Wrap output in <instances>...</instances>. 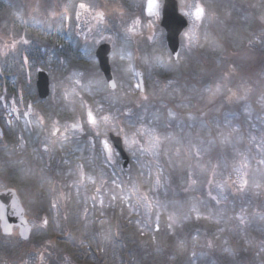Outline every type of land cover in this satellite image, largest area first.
<instances>
[{
    "label": "rangeland",
    "instance_id": "rangeland-1",
    "mask_svg": "<svg viewBox=\"0 0 264 264\" xmlns=\"http://www.w3.org/2000/svg\"><path fill=\"white\" fill-rule=\"evenodd\" d=\"M147 1L17 0V2H12L11 20L18 25L20 31L23 30L25 37L23 39L20 37L16 39L8 38L3 30L7 22L0 29V82L7 80L3 86H0V101L6 99L8 102V104H2L1 102L0 115L3 108H5L3 113L6 120L9 122L14 120L12 116L14 108L20 109V103L17 101L18 94L16 93L19 86L16 85L19 83L22 85L21 79L30 69L31 74L28 81L36 86L37 69L46 67L51 75V97L47 106L39 101L38 94L33 86H25L26 90L22 87L24 96V111H22H29L30 107L27 103L31 101L36 115L31 117V120L29 118V121L27 115L20 113L21 118L19 121L21 125L27 127L31 124L38 140L42 137L41 133L43 131H50L48 135L43 136L36 150L32 149L33 159L36 160L39 152L43 153L42 148L44 147L49 149L48 155L45 154L47 159L52 160L56 157V152L60 149L55 147V143L58 141L52 136L54 129H67L69 131L71 125L76 124L78 121L85 123L81 118H74V115L78 114V111H75V106L81 104L79 101L82 98L85 105H87L85 110L92 111L93 115L97 117L99 126L96 127V131L104 133L110 130L116 136H119L121 132L124 133L121 137L132 161V169L130 168L129 171L125 172L121 161H119V155L114 151L113 167L109 168V165L106 167L102 163L99 170H93L90 168V164L86 162L85 166L87 168L84 170V177H82L81 172L83 171L76 164L79 161L84 162L83 158L86 156V152L84 155L82 150L84 148L79 149L76 144H72L71 147L77 152L75 155H71L73 158L76 157L75 160L69 163L66 161L67 158H62L60 161L63 165L62 169L66 171L65 179H67V183L74 182L75 185H83L85 190H91L92 188L101 187V180H103L106 185L102 190H112L115 194L122 196L121 188L118 187V176L124 177L129 192L132 193L134 188L138 191L131 196V199L128 198L130 194L126 196L121 213L126 214L128 219L135 220L134 226L137 228V233L140 234V239L141 237H147L154 240L155 234L161 230L162 217L167 214L165 217L169 219L167 205H169L170 199L180 198L182 196L181 192H191V194L184 200V205L180 207V211L170 215L173 217L169 222L174 236L176 234L173 228L188 234L192 228L188 230L189 228L185 227L187 225L198 227L199 222L204 223L206 221L205 226L207 229L213 224L225 225L226 223L220 219L213 220L207 218L208 214L202 216L199 212L208 204L205 200L201 202L199 199H212L214 196L219 200V204L224 205V214L230 211L229 218L234 220L235 228H233L234 226L228 228L225 225V227L216 231L212 236L215 240L217 239V245L213 239L208 240L206 236L209 249L213 250L217 246L218 258L222 262L226 260V264H261V260H264V163H261L264 160V139H262L264 138V83L261 81L264 70V64H262L264 63V54L248 53L244 50L239 41V33L241 34L242 29L245 28V23H250L253 28L248 30L243 38L258 33L260 35L256 36L258 42L264 40V0H178L180 11H183V14L184 12L192 13L191 16H188L190 27L185 30L180 39L181 63H186V57L191 51L200 48L203 34L205 37L202 48L205 49L207 56L214 57L216 56L215 53H221L220 58L222 61H210V81L212 86L218 87V91L216 95L207 98L206 105L203 106V103H197L195 109L199 113L204 112V118H208L211 113L218 114L221 111L228 115L225 123L228 133L221 129L223 132L220 135L222 134L225 138L224 143L229 145V154L226 155L231 161V169L234 174L232 178H225L224 181L217 180L213 184L208 183L206 185L207 169L205 166H200V170L196 174L195 172L190 173L193 171L189 172L187 182H185V176L179 178L180 185L183 188L187 186L185 191H178L173 186L175 185L173 184L175 182L174 178L181 170L174 167L171 173H163L160 155H154L153 151L150 150L148 142L151 137L150 129H155L156 134L161 138L160 150H162V145L166 141L155 123L147 124L145 117L139 129L133 128L130 123H124L120 119L121 113L118 106L111 107L109 111L108 107L101 103L102 97L95 99L92 94V88L98 90L100 87L102 90L99 89L97 93L103 95L106 94L105 91L107 90V86L102 88L104 84L99 72L96 76L97 80L91 82L94 79L91 74H95L99 69L95 53L102 45L112 46L110 63L115 82L117 86L122 88L133 86L134 90L138 89L135 87L138 83L137 72H147L146 67L148 66L147 68L157 73V69L163 67L160 63V61H163L160 52L164 51V41H166L164 30L160 27L163 0H157L161 8L158 18L148 20L143 16ZM82 2L89 6L88 11L79 9L78 5ZM196 5H200L205 9L204 18L199 21L194 16ZM217 10H221L220 17L224 15L222 19L217 17ZM77 12L80 13V20H76ZM100 12L104 13L102 20L97 16ZM212 12L215 13L216 20L209 16ZM66 17H71V19ZM214 20L212 26L211 22ZM229 20H232L233 24ZM207 29L209 32H213L212 35L207 32ZM186 33L187 35H185ZM24 40H27L28 43L25 44ZM258 42H254V45L259 44ZM207 43L210 47L207 46ZM231 43L236 50L230 47ZM251 46H253L252 42ZM143 47L147 50L143 51ZM261 47H264V45L261 44ZM60 54H62V58L59 59L58 55ZM23 57L28 59L30 64L28 68L23 65ZM80 60H83V62ZM165 63L169 64V60H166ZM129 68L131 71H125ZM34 72L35 75H33ZM221 73L222 75L219 76ZM173 82L175 81H170L167 84L160 83V86H173ZM106 96L111 98L109 95ZM237 97H246V99L238 100ZM26 100L27 103H25ZM198 100L202 102L204 99L198 95ZM48 109L64 110V118L59 120L63 122L57 123L50 120L49 116L46 119L43 117L47 122L44 120L46 129H42L38 116L48 115ZM114 109L115 111H113ZM57 110H55L56 113L59 112ZM85 110L83 106L80 108L79 112L82 116L85 115ZM255 112L257 115L261 114V116L253 117ZM231 113L238 115L236 116L238 120L237 127L232 126L234 120L229 117ZM101 116H108V121L101 122ZM190 120H194V118L190 117ZM12 122L15 123V121ZM241 128H244L246 132L241 133ZM137 130L142 135L134 137L133 134ZM19 131L23 136V145L24 140H27L28 131L22 127L18 129L17 133ZM76 136V134L70 132L68 139H74ZM251 137H255V140L250 139ZM125 139H127V143H125ZM133 139H136L138 143H132ZM245 139L247 140L245 141ZM61 149H63V146ZM192 153L199 156L200 152L198 149H194ZM197 160H202V157L197 158ZM32 167L37 168L29 162L20 166L21 169L25 170H30ZM129 172L132 174L130 175ZM145 173L147 174L144 176ZM157 178H159L158 184L156 182ZM113 179L116 181H113ZM245 179L247 184L241 189L240 185ZM209 192H211V196H209ZM143 195H147L148 199L153 202L150 211L142 204H137V198ZM59 197L66 199L67 194L64 190L59 191ZM217 200L215 201L217 202ZM129 204H132L133 207L130 208ZM157 204H162L164 207H157ZM240 204L241 207L236 210ZM195 205L200 206V208L194 207ZM193 208L196 210L193 211ZM95 214L102 218L100 225L104 229L103 238L105 243H110L111 240L106 234L110 231V227L109 221L105 218V212L100 211ZM157 214H159L158 221L156 219ZM193 215L196 219H193ZM197 216H199V219H197ZM240 216L244 217L243 224L240 222ZM157 223L159 224V230L156 228ZM152 225H154L153 234L146 230L150 229ZM226 231L240 237L239 243L243 245L241 254L246 259L243 258L244 260H242L241 254L238 256L228 249V241L225 238ZM141 232L145 236L141 235ZM204 232L206 233V230ZM248 236H251L254 240L250 241ZM197 238L195 237L193 241ZM176 239H178L177 236ZM33 247L32 242L29 248ZM52 251L54 254L56 253L55 249ZM33 252L40 254V248L36 247L35 249L34 247ZM25 253V257L23 255L22 257H19L20 255L16 256V258L19 257L18 259L14 257L12 261L16 263L10 262V264H47V260L51 259L50 257H55L52 253L50 256H43L38 261L35 253L29 252V257ZM226 255L231 256V258L228 259ZM2 256L5 257V255ZM0 259V263L4 264L5 258L2 260L3 258L0 257ZM193 260L191 264H198L195 258ZM49 264H51V261Z\"/></svg>",
    "mask_w": 264,
    "mask_h": 264
},
{
    "label": "trees",
    "instance_id": "trees-1",
    "mask_svg": "<svg viewBox=\"0 0 264 264\" xmlns=\"http://www.w3.org/2000/svg\"><path fill=\"white\" fill-rule=\"evenodd\" d=\"M12 2H17V0H0V29L7 22V25L3 29L4 33L8 38L16 39L23 37V30L20 31L18 25L14 24L11 20ZM214 14L212 12L209 16L215 19ZM220 14L221 10H217V17L222 19L224 15L220 17ZM215 20L211 22L212 26ZM229 21L233 24L232 20ZM212 26L211 28H213ZM252 28L250 23H245V28L242 29L241 34L239 33V41L242 44V48L248 51V53L264 54V47H261V44L264 45V40L258 42V39H256V36H260L258 33L254 36L250 35L243 38L248 33V30ZM207 32L210 35L213 33L209 32L208 29ZM204 37L205 35L203 34L200 48L191 51L186 57L187 60L184 64L181 63V56L178 61L172 58L164 41V51L160 52L161 58L163 59V67L158 68L157 73L147 68L148 66L146 67L144 94L141 91L134 90L133 86H124L123 88L118 86L114 92L109 91L107 88L105 91L106 94L103 92L104 95L97 93L100 87L98 90L92 88L93 97L95 99L102 97L101 103L108 107L107 109L109 111L111 107L115 108L118 106L121 113L120 119L124 123L128 122L133 128L138 129L142 125L145 117L147 124L155 123L161 132L160 134L166 140L162 145L160 154L161 164H163V167H161L162 172H165V174L171 173L174 167L175 169L181 170L175 176V182L173 183L175 184L173 185L174 188L178 191H185L187 189V186L183 188L180 185L179 178H184L185 176V182H187L189 174H193L194 172L196 174L200 170V166H205L207 169L206 185L209 181H211L209 184H213L217 180L224 181L225 178L234 177L233 170L231 169V161L226 155L229 154V145L224 143L225 138L222 134L220 135L223 132L221 129L228 133V128L225 127L226 117L228 115H225L221 111L218 114L211 113L208 118H204V112L199 113L195 109L197 103H203L204 106L207 104V98L216 95L218 87L212 86L210 81V61H222L220 58L221 53H215L216 56L214 57L207 56L205 49L202 48L204 45ZM251 42L253 46H251ZM254 42H258L260 45H254ZM230 47L236 50L233 44ZM142 50L146 51L147 49L145 50V47H143ZM166 60H169V64L165 63ZM98 72L101 80H103L104 86L102 88H104L106 84L99 69L95 74H91V77L94 78L91 82L97 80L96 76ZM221 75L222 73L219 76ZM173 80L175 81L173 82V86H154V83L167 84ZM5 81L7 80H2L0 86H3ZM21 81L22 85L27 83L26 74ZM261 81L264 83V70ZM22 87L25 89V86ZM33 89L37 93L35 86H33ZM106 95L111 96V98H108ZM198 95L204 99L202 102L197 101ZM1 102L2 104H8L6 99H1L0 104ZM79 102L81 104L75 106V111H79L83 104L82 100ZM4 110L5 108H3L2 114L0 115V133H2L0 135V174L6 180L18 179V175H20L22 169L14 165L30 162V156L27 151L23 150L22 140L19 135L10 130L6 116L3 113ZM242 112L244 113V111ZM231 114H229V117L234 120L232 126L237 127L238 120L236 116L238 115H235L236 113ZM257 116H261V114L257 115L255 112L253 117L257 118ZM190 117H193L194 120H190ZM243 132H246V130L241 128V133ZM194 149L199 150V156L192 153ZM201 157L202 160H197V158ZM36 174L34 175L35 178L37 177ZM129 174L131 175L132 173L129 172ZM140 174L142 173L140 172ZM136 175L137 173L134 176L136 177ZM113 181L116 180L113 179ZM153 181L155 180L153 179ZM66 184L67 186L69 185L67 182ZM7 187L18 188V185L13 184L9 180ZM118 187L121 188L124 199L128 194H131L124 177L118 176ZM167 189L169 190V188ZM102 191L104 195L100 197L97 195L96 189L85 190L83 185L77 188L73 185L70 187L69 185L64 208L62 207L60 209L63 214L58 219V225L56 226L55 223H52L51 230L47 234H35L37 239L34 240L35 243H33V246L40 248L39 255L41 257H46L48 254L51 255L53 253L52 250L55 249L56 255L53 253L55 257H50L51 264H191L194 258L198 264H226V260L222 262L218 258L217 246L213 250H210L206 242V236L208 240L213 239L216 242L217 239L215 240L212 235L222 227H225V225L228 228L234 226V220L229 218L230 211L227 214L223 213L225 209L223 204H219L212 199H199L201 202L205 200L208 203L205 208L201 206L202 211L199 210V212L202 216L208 214L207 218H212L213 220L220 219L226 223L225 225L213 224L207 229L205 226L206 221L204 223L199 222L198 227H189V225L185 227L187 229L189 228L188 230L192 228L188 234L173 228L176 234L174 236L171 227H169V219L165 217L166 214L161 219V230L155 236L153 235L155 237L154 240L147 237H141L140 239V234L137 233V228L134 226L135 220L128 219L126 214L121 213L124 202V200L120 199L122 196L115 194L112 190L104 189ZM189 194L191 192H181L182 196L180 198L170 199V203L167 205V213L169 216L180 211V207L184 205V200L189 197ZM112 195H116L117 199L110 200ZM93 196L97 197V206L95 209H93ZM100 198L104 199L103 206L99 205ZM194 207L200 208L197 205ZM239 207H241V204L236 210ZM85 209L88 210L87 215H85ZM100 211L105 212V218L109 221L110 231L106 232V234H108L111 240L110 243H105V239L103 238L104 229L100 225L102 218L95 214ZM193 219H196L195 215H193ZM180 221L182 222V219ZM107 229L109 230L108 227ZM146 230L153 234L154 225ZM205 230L207 235L204 232ZM225 234V238L228 241V249L239 256L241 251H243V245L239 243L240 237L233 235L229 231H226ZM141 235L145 236L143 232H141ZM176 236L178 239H176ZM195 237L198 238L193 241ZM249 240L253 241L254 238L250 236ZM3 245L7 246L6 240L0 237V257L3 258L2 260L5 258L6 264L8 262L10 264L14 257L16 258L18 255L22 257L24 252L28 254L31 249H34V247L29 248L30 245L28 246L27 244L7 246L10 249H7ZM2 255H5V257ZM226 257L228 259L231 258V256L227 255ZM244 257L242 256V260L246 259ZM261 264H264V260H261Z\"/></svg>",
    "mask_w": 264,
    "mask_h": 264
},
{
    "label": "flooded vegetation",
    "instance_id": "flooded-vegetation-1",
    "mask_svg": "<svg viewBox=\"0 0 264 264\" xmlns=\"http://www.w3.org/2000/svg\"><path fill=\"white\" fill-rule=\"evenodd\" d=\"M183 12V11H182ZM181 12V13H182ZM186 12H184L183 15H185ZM159 16V15H158ZM157 16V18H158ZM187 18L188 16L185 15ZM29 62L27 60V68L29 67ZM30 71L27 70V78L30 79ZM16 86H33L32 82L28 81V85L24 84H17ZM154 86H160V84L154 83ZM19 105V110L17 108H14V120L15 123L12 121L10 122V128L13 132L17 133L18 129L20 127L26 129L28 131L27 140H24L23 143V150L28 152V155L30 156V164H33L37 168H33L30 170L22 169L20 172V175L18 179H9L13 184L18 185V188H8V181L6 178L3 177L2 174H0V193L6 192V191H15L17 193V196L20 199L21 205L24 209V218L26 220L27 225L31 228V236L28 242H23L22 238L20 237V229L15 227L13 229L11 236H4L1 228V221H0V237L4 240H6L7 246H14L15 244H22V245H31L29 243H34V240L37 239L35 237V234L39 233H45L47 234L51 230L52 223H55L57 226V222L59 217L62 216L63 212L60 210L62 207L64 208L65 200L67 199H61L59 197V191L64 190L65 193L68 196V188L75 186L81 187V185H78L75 183H69L67 186L66 184V171L63 170V165L60 163L62 158H67L66 161L69 163L73 162L75 158L71 157V155H75L76 150L71 147L72 144H76L79 149H82L84 151V155L86 152V156H84L83 161H79L76 165H83L82 171L83 174L84 170L87 168L86 162L90 164V168L93 170H99L101 168L102 163H104V166L109 168L113 167V158H114V147L112 142L110 141V135L114 134L113 131H105L104 133L100 131H96V128H93L90 124L81 123L83 125V131H81L79 128H72V125L70 127V130H60L55 133L54 138L57 139L58 142L55 143V147H59L60 151L57 150L56 157L52 160H49L46 158L45 154L48 155L49 149L47 147L42 148V152H39V154L36 156V160L33 159V155L31 154L33 150H36L38 147V144L40 141H42V138L44 135H48L50 131H43L41 133L42 137L40 140L37 139L35 136V132L33 131V126L31 124L27 125V127L21 125L19 119L20 113H29L27 115L28 120L32 119L31 117H34L36 113H34L33 104L31 101L27 103V100L25 103L29 104V111H24V99L21 97L17 99ZM17 105V104H16ZM23 110V111H22ZM57 110V109H55ZM21 111V112H20ZM59 111V110H58ZM57 111V112H58ZM48 112V110H47ZM38 116V115H37ZM50 118V120L55 121L57 123L63 122L59 121V118H62L61 114H51V115H44V116H38L39 118L42 117V120L39 119L41 128L46 129L44 123L46 117ZM45 117V119L43 118ZM29 120V121H30ZM45 120V121H44ZM51 121V122H52ZM47 122V121H46ZM31 123V122H30ZM17 124V125H16ZM21 125V126H20ZM72 132L73 134H76L77 136L74 137V139H68L69 133ZM19 136L23 137L21 132L19 131ZM103 141H107L111 150V157H107L104 149H103ZM63 146V149L61 147ZM67 147V148H66ZM66 148V152L63 151ZM33 149V150H32ZM21 151V150H20ZM70 156V157H69ZM120 161V157H119ZM23 163L15 164V167L20 168V166ZM26 164V163H25ZM42 168V169H41ZM63 170V171H61ZM37 173V174H36ZM36 174V178L34 175ZM57 175L59 176L57 178ZM84 177V176H82ZM53 203L56 204V207L53 208ZM47 218L48 224L44 225L43 220ZM5 246V245H3ZM5 246V247H7ZM36 247V246H35ZM1 248V246H0ZM30 253H35L31 249ZM36 257L38 258V261L42 259V257L39 255V253H35ZM24 255V253H23ZM27 254L26 256H28ZM48 256H50L48 254ZM29 257V256H28ZM47 260V259H46ZM13 263H16L15 261H11ZM50 260H47V264H49Z\"/></svg>",
    "mask_w": 264,
    "mask_h": 264
},
{
    "label": "water",
    "instance_id": "water-1",
    "mask_svg": "<svg viewBox=\"0 0 264 264\" xmlns=\"http://www.w3.org/2000/svg\"><path fill=\"white\" fill-rule=\"evenodd\" d=\"M155 3L157 7H154L151 11H149V0L147 2L146 16L148 18H153L158 15L159 3L157 0H155ZM188 27V21L180 14L178 2L176 0H164L161 28L166 33L167 48L175 61H177L176 54H180L181 51L180 37ZM111 53V45H103L95 54L100 70L105 77L107 84H109L111 80H115L110 63ZM139 82L142 86L143 92L144 84L142 80V73H139ZM109 89L111 91H115L117 87L115 89L109 87ZM37 91L38 97L41 101H47L50 98L51 90L49 73L42 69L38 70ZM111 140L122 158L124 170L129 171L131 168L130 160L124 150L123 140L115 136H111ZM104 148L110 155L109 145L107 147L104 145ZM0 221L2 223L1 228L4 236H11L13 229L17 227L21 231L20 237L22 240L25 242L29 241L31 228L26 223L24 218V209L15 191L9 190L0 193Z\"/></svg>",
    "mask_w": 264,
    "mask_h": 264
},
{
    "label": "snow or ice",
    "instance_id": "snow-or-ice-1",
    "mask_svg": "<svg viewBox=\"0 0 264 264\" xmlns=\"http://www.w3.org/2000/svg\"><path fill=\"white\" fill-rule=\"evenodd\" d=\"M78 7H79V9H82V10H85V11H88L89 10V6L87 4H85V3H83V2L80 3L78 5ZM154 7H157V5L155 3V0H149V4H148L149 11H151ZM185 15L191 16L192 13L191 12H186ZM204 15H205V9H204V7H202L200 5H196L195 6V19L197 21L202 20L204 18ZM97 16H98V18L100 20H102L103 19V16H104V13L103 12H100V13L97 14ZM66 18L67 19H71V17H66ZM76 20H80V13L79 12L76 13ZM185 35H187V33ZM24 43L26 44V43H28V41L27 40H24ZM179 58H180V54L177 53L176 54V60L178 61ZM25 61H27V57H25ZM125 71H131V69L130 68L129 69H125ZM108 86L110 88H112V89H115L117 87V84H116L115 80H111L110 83L108 84ZM135 87L142 90V86H141L140 83H137L135 85ZM237 99L238 100H240V99H246V97H237ZM24 115H29V113H24ZM40 119L42 120V117ZM108 119H109L108 116H101L100 117V121L101 122H106V121H108ZM86 123L90 124L93 128H96V127L99 126L98 125V121H97V117L95 115H93L92 111H88ZM72 128H79L81 131H83V125L79 121L76 124H73L72 125ZM57 131H58V129H54L53 135H55V133ZM150 132H151V137H150V139L148 141L149 144H150V150L153 151V154L154 155H157L158 156V155L161 154V150H160L161 138L156 134L155 129H150ZM0 135H2V133H0ZM117 135H119V133H117ZM137 135H142V133L139 130H137V132L134 133L133 136L135 137ZM250 139H252L254 141L255 140V137H251ZM262 139H264V138H262ZM125 143H127V139H125ZM132 143H138V141L136 139H133ZM103 144L105 145V147L108 146V142L107 141H103ZM261 163H264V160H262ZM78 167H80L82 169L83 168V165H79ZM81 176H83V172H81ZM156 182H157V184L159 183V178H157V181ZM93 183H95V182L93 181ZM209 183H211V181H209ZM246 184H247V180L245 179L241 183L240 188L243 189V187ZM105 185H106V182L103 181V180H101V187H97L96 188V193H97L98 196L103 197L104 192L102 191V188ZM136 191H138V190L134 188L133 189V192L129 195L128 198L131 199V196L134 195ZM209 196H211V192H209ZM116 199H117L116 195H112L111 198H110V200H116ZM120 199L121 200H124V197L122 196V197H120ZM212 199L213 200H217V198L214 197V196L212 197ZM92 200H93V209H95L96 206H97V197L96 196H93L92 197ZM217 203H219V200H217ZM137 204H142L146 209H148L150 211L153 202L148 199L147 195H143V196H140V197L137 198ZM99 205L100 206H103L104 205V199L103 198H100L99 199ZM128 206L130 208L133 207L132 204H129ZM52 207L55 208L56 207V204L53 203ZM157 207L162 208V207H164V205L157 204ZM195 210L196 209L193 208V211H195ZM87 213H88V210L85 209V215H87ZM156 219H157V221L159 220V214H157ZM172 219H173V217L172 216H169V220H172ZM197 219H199V216H197ZM239 219H240V222L243 224L244 223V217L243 216H240ZM43 223H44V225H47L48 224L47 218H45L43 220ZM169 227H171V224L169 225ZM156 228H157V230H159V224L158 223L156 225Z\"/></svg>",
    "mask_w": 264,
    "mask_h": 264
}]
</instances>
